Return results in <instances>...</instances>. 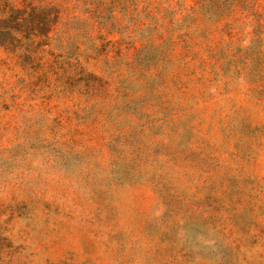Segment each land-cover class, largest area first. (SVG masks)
Returning <instances> with one entry per match:
<instances>
[{
	"label": "rangeland",
	"instance_id": "374dc122",
	"mask_svg": "<svg viewBox=\"0 0 264 264\" xmlns=\"http://www.w3.org/2000/svg\"><path fill=\"white\" fill-rule=\"evenodd\" d=\"M0 264H264V0H0Z\"/></svg>",
	"mask_w": 264,
	"mask_h": 264
}]
</instances>
